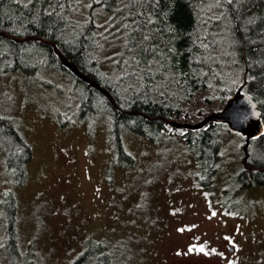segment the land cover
Masks as SVG:
<instances>
[{
  "label": "trees",
  "instance_id": "obj_1",
  "mask_svg": "<svg viewBox=\"0 0 264 264\" xmlns=\"http://www.w3.org/2000/svg\"><path fill=\"white\" fill-rule=\"evenodd\" d=\"M39 72L66 78L67 108L76 102L78 121L107 117L116 164H134L124 136L158 144L170 130L194 154L206 191L230 131L217 122L182 131L171 124L197 98L223 109L238 94L250 96L260 124L243 147L237 181L264 187V0H0V78ZM31 160L18 124L0 114V163L10 181L0 188V264H35L17 228L16 189ZM101 247L89 245L71 264L92 263L96 248L104 254L93 264H115Z\"/></svg>",
  "mask_w": 264,
  "mask_h": 264
},
{
  "label": "rangeland",
  "instance_id": "obj_2",
  "mask_svg": "<svg viewBox=\"0 0 264 264\" xmlns=\"http://www.w3.org/2000/svg\"><path fill=\"white\" fill-rule=\"evenodd\" d=\"M68 83L46 72L0 78V114L15 120L32 151L16 198L19 241L35 264H71L93 243L115 264H166L163 241L174 242L193 225L217 243L236 244L249 257L245 263L264 264V188L248 190L237 181L244 136L226 135L212 189L201 192L196 158L170 130L158 144L124 136L134 164H116L107 117L78 121L75 100L67 108ZM221 110L197 98L175 122L195 126ZM9 185L2 162L0 188ZM103 254L93 249L90 264Z\"/></svg>",
  "mask_w": 264,
  "mask_h": 264
},
{
  "label": "flooded vegetation",
  "instance_id": "obj_3",
  "mask_svg": "<svg viewBox=\"0 0 264 264\" xmlns=\"http://www.w3.org/2000/svg\"><path fill=\"white\" fill-rule=\"evenodd\" d=\"M240 135L244 136V145H248L250 139L254 134L252 132H249L248 130L245 134ZM242 152L244 159L247 155V150L245 148H242ZM243 166L245 170L244 163ZM248 178L249 181L253 179L251 173ZM228 181H226L224 185L218 189V193L222 192L223 187L227 185ZM196 182L201 188L200 190L202 192V186L198 181ZM252 187H254V185L245 187V189L250 190ZM217 204L219 205L220 203L217 201ZM179 212L182 213L183 210L181 209ZM182 221L185 220L182 219ZM184 230L185 229H179L178 232H184ZM163 244V252L166 255L165 258H167L166 264H250V260L245 263L246 260L249 259V257L246 256L247 259L244 260L241 256L242 252H240L239 247H237L236 244L228 243L227 240L222 241L221 243H217L215 239L205 236L194 225L189 228L188 233H179L174 242L163 241ZM246 254L249 255V253Z\"/></svg>",
  "mask_w": 264,
  "mask_h": 264
},
{
  "label": "water",
  "instance_id": "obj_4",
  "mask_svg": "<svg viewBox=\"0 0 264 264\" xmlns=\"http://www.w3.org/2000/svg\"><path fill=\"white\" fill-rule=\"evenodd\" d=\"M66 65L68 66V64ZM211 122L225 124L230 132L245 134L251 128L259 127L260 111L257 103L250 96L238 94L229 100L219 113L211 114L198 125L173 123L171 127L182 131L204 127Z\"/></svg>",
  "mask_w": 264,
  "mask_h": 264
}]
</instances>
